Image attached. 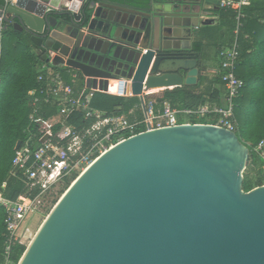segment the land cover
Here are the masks:
<instances>
[{
	"label": "water",
	"instance_id": "1",
	"mask_svg": "<svg viewBox=\"0 0 264 264\" xmlns=\"http://www.w3.org/2000/svg\"><path fill=\"white\" fill-rule=\"evenodd\" d=\"M65 1L0 7V42L26 34L92 90L143 99L199 84V29L221 0ZM250 159L237 132L210 123L128 137L74 180L18 264H264V185L243 189Z\"/></svg>",
	"mask_w": 264,
	"mask_h": 264
},
{
	"label": "trees",
	"instance_id": "2",
	"mask_svg": "<svg viewBox=\"0 0 264 264\" xmlns=\"http://www.w3.org/2000/svg\"><path fill=\"white\" fill-rule=\"evenodd\" d=\"M6 4L7 0H0V7ZM243 13L242 27L238 34L240 59L237 75L244 80L245 85L236 98L234 120L240 140L251 150V159L247 168L252 167L253 171L257 169L259 172H255L253 176L247 170L244 173L243 189L250 191L264 184L263 160L254 151L255 146L264 138V0H250L249 4L243 7ZM217 14L219 15V25L216 28L203 26L199 30L196 43L198 49L201 50L204 41L209 36L210 32L208 33V31L216 30L212 37L219 43L220 58L222 48L231 45L235 40L237 13L232 8H220ZM38 50L41 49L26 34L15 29L5 31L0 42V192L14 200L24 197L27 189L21 180L11 175V169L16 144L19 140H25L26 137V127L32 110L28 93L32 88L40 86L39 74L46 64V60H43L42 54ZM54 69L65 74L64 69ZM219 69L213 77H210L206 67L204 71L202 68L200 82L196 86L184 85L163 89L160 96H152L151 93L154 91H150L146 94L145 102L156 100L155 106L161 109L166 102L179 109H197L207 103L222 105L224 102L222 100L223 91L219 87L213 90L209 87L213 84L225 85ZM198 88L200 89L197 90ZM78 96L91 106L105 111L107 115L124 114L130 120L144 117L140 96L127 97L108 92L91 91L90 89H87L86 93L82 95H79L78 92ZM136 107H139L138 117L132 115V109ZM207 118L209 117L202 119ZM180 120H188L193 123H212L208 120L198 121L196 115L187 117L180 115ZM62 121L75 126L92 123L91 119H86L83 113L78 111L64 115ZM39 129L38 126V131ZM77 175L76 173L66 183L70 184ZM5 216V208L0 204V264H4L5 261L7 237ZM26 249L27 244L16 243L12 248V260L18 263Z\"/></svg>",
	"mask_w": 264,
	"mask_h": 264
},
{
	"label": "built area",
	"instance_id": "3",
	"mask_svg": "<svg viewBox=\"0 0 264 264\" xmlns=\"http://www.w3.org/2000/svg\"><path fill=\"white\" fill-rule=\"evenodd\" d=\"M10 1L15 0H7V4ZM249 2L250 0L220 2V8H232L237 13L235 40L220 52L219 72L227 89L222 105L207 103L197 109H179L166 102L157 113L155 102L150 101L144 103V117L141 119L130 120L124 114L107 115L105 111L79 98L73 84L79 76L75 69L67 68L72 77L69 82L62 71L54 69L48 63L43 66L39 74L40 86L32 88L28 93L32 110L26 137L20 147L15 148L11 169V175L25 184V196L14 200L0 192V204L6 211L5 264H18L11 258L12 248L16 243L29 245L30 237L33 236L29 221L33 215L42 212V205L53 190L79 171L85 170L118 142L144 131L193 123L181 121L180 115L217 116L215 122L210 124L236 132V98L245 85L244 80L237 75L240 59L238 34L244 17L243 7ZM213 71L216 72V69L211 72ZM73 111L83 113L92 123L84 126L64 123L63 116ZM254 151L263 160L264 169V138L255 146Z\"/></svg>",
	"mask_w": 264,
	"mask_h": 264
},
{
	"label": "crops",
	"instance_id": "4",
	"mask_svg": "<svg viewBox=\"0 0 264 264\" xmlns=\"http://www.w3.org/2000/svg\"><path fill=\"white\" fill-rule=\"evenodd\" d=\"M50 5H51V3H49ZM68 4V3H67ZM218 9H220V8H215V7H212V8H210L206 13H205V15L206 16H203V17H210V18H213L214 19V23L213 24H211V25H206V26H211V27H214V28H216V26H218L219 25V15L217 14V11H218ZM203 26H201L200 27V29L202 28ZM199 29V30H200ZM216 30H214V29H211V30H209L208 31V33H209V36H208V38L204 41V43H203V45H202V48H201V50H200V48L198 49V47H197V50H199L200 51V55H201V57H200V65H201V71H202V68H203V71H204V68L206 67V71H208V73H209V75H210V77H213V75H215L216 74V72L218 71V69H219V66H220V58H219V43H217L218 41H217V39H215V38H213L212 37V34L215 32ZM199 46V45H198ZM39 51V50H38ZM42 55H43V51L42 50H40L39 51ZM44 60V59H43ZM46 63H48L49 65H51V66H53L51 63H49V62H47L46 61ZM54 68H59V67H56V66H53ZM67 68L68 67H63V68H59V69H64V72H65V74L64 75H66L65 76V78H66V80L67 81H72V77H71V75H70V73L67 71ZM69 68H71V67H69ZM73 69V68H72ZM216 69V72H211L212 70H215ZM202 73V72H201ZM201 76V75H200ZM200 82V81H199ZM74 84V86H75V88L78 90L77 92H79V95H82V94H85L86 93V91H87V89H89L87 86H86V84H85V82H84V80H82V78H80V75L77 77V79H76V82H74L73 83ZM225 86V85H224ZM223 85H216V84H213L212 86H210L209 85V87H211V90H213L214 88H216V87H219L222 91H223V94H222V100L224 101V99H225V97L224 96H226L225 95V93L227 94V89L224 87ZM203 87V86H202ZM201 87V88H202ZM200 88H198L197 90H199ZM91 91H100V90H92V89H90ZM102 92H105V91H102ZM108 93H110V92H108ZM162 93H163V90H155L153 93H151L152 94V96H155V95H162ZM114 94V93H113ZM118 95V94H117ZM132 96H134V95H129V96H127V97H132ZM143 97V99H142V107H143V101H145L146 100V95H143L142 96ZM156 101V100H155ZM154 101V102H155ZM155 103H157V101L155 102ZM156 105V104H155ZM139 109V107H136L135 109H132V115L134 116V117H138V115H137V110ZM155 110H156V112L158 113V112H160L162 109L161 108H157L156 106H155ZM198 117V116H197ZM209 117V116H208ZM202 118H204V117H202ZM16 148V147H15ZM9 198V197H8ZM4 222H5V220H4ZM6 225V224H5ZM4 264H5V261H4Z\"/></svg>",
	"mask_w": 264,
	"mask_h": 264
},
{
	"label": "rangeland",
	"instance_id": "5",
	"mask_svg": "<svg viewBox=\"0 0 264 264\" xmlns=\"http://www.w3.org/2000/svg\"><path fill=\"white\" fill-rule=\"evenodd\" d=\"M197 118H198V121L208 120L209 122H212L213 123V122H215L217 116H209V118H207V119H202V117H197ZM246 170L248 172H250L252 176L254 175L255 172L256 173L258 172L257 169L253 171L252 170V167L246 168ZM82 172H83L82 170L79 171L77 173L78 174L77 177ZM75 179H73L70 184L63 183L58 188H56L55 190H53L52 194L49 195L45 199L44 205H42V212H40L39 214L33 215V217L30 219L29 222H30V226H31V230H32V235L33 236L30 237L29 243L31 242V240L33 239V237L36 235L37 231L40 229V227L42 226V224L44 223V221L46 220V218L49 216V214L51 213V211L54 208V206L57 204V202L60 200V198L66 192V190L72 185V183L74 182Z\"/></svg>",
	"mask_w": 264,
	"mask_h": 264
},
{
	"label": "bare ground",
	"instance_id": "6",
	"mask_svg": "<svg viewBox=\"0 0 264 264\" xmlns=\"http://www.w3.org/2000/svg\"><path fill=\"white\" fill-rule=\"evenodd\" d=\"M49 1V3H51V5H55V6H58V5H62V4H67L68 2L67 1H65V0H46V2H48ZM44 8V5L42 4V5H40V8ZM41 10V9H40ZM35 237V236H34ZM33 237V238H34ZM32 241V240H31ZM31 243V242H30ZM29 243V244H30Z\"/></svg>",
	"mask_w": 264,
	"mask_h": 264
},
{
	"label": "flooded vegetation",
	"instance_id": "7",
	"mask_svg": "<svg viewBox=\"0 0 264 264\" xmlns=\"http://www.w3.org/2000/svg\"><path fill=\"white\" fill-rule=\"evenodd\" d=\"M129 1V0H128ZM116 2V1H115Z\"/></svg>",
	"mask_w": 264,
	"mask_h": 264
}]
</instances>
